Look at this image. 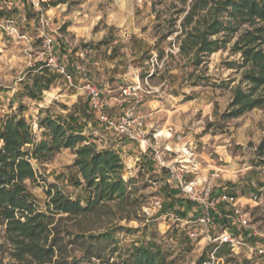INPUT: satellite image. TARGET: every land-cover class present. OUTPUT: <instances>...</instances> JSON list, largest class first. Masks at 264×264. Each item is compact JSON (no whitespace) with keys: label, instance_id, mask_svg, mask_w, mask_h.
I'll use <instances>...</instances> for the list:
<instances>
[{"label":"rangeland","instance_id":"rangeland-1","mask_svg":"<svg viewBox=\"0 0 264 264\" xmlns=\"http://www.w3.org/2000/svg\"><path fill=\"white\" fill-rule=\"evenodd\" d=\"M208 1L194 20L212 17L216 1ZM191 5L192 0H0V121L24 117L38 143L45 138L42 123L47 116L67 119L74 114L85 124L86 136L48 157L28 158L36 180L28 178L26 183L52 229L48 242L40 244L54 240V253L27 256V261L16 257L0 215V264H135L139 246L159 250L166 264H197L203 256L209 258L204 264H264L256 254L242 250L236 255L228 245L210 242L197 220L202 205L177 180L176 194L167 183L168 173L175 171L198 196L219 189L237 195L240 209L264 233V149L259 147L264 103L237 117L225 114L232 108L234 89L250 86L244 78L248 65L243 64L242 51L234 48L248 25L228 34L219 50L196 58L195 49L186 54L179 47ZM49 50L74 73L75 85L58 73L41 98H29L24 85L32 81L36 64H46L44 51ZM86 79L102 89L109 114L119 117L132 109L147 129L146 138L156 133L172 148L163 155L151 146L148 157L142 155L139 141L106 128L90 109L82 87ZM128 86L141 95L139 102L121 95ZM255 95L264 96V87ZM83 144L118 153L124 194L106 195L86 212L57 211L49 204L56 190L84 205L93 198V188L74 165L76 149ZM3 145L0 138V148ZM24 149L32 152L34 145ZM156 196L161 209L155 207ZM216 222L214 233L225 225ZM103 232L112 237H100Z\"/></svg>","mask_w":264,"mask_h":264},{"label":"trees","instance_id":"trees-1","mask_svg":"<svg viewBox=\"0 0 264 264\" xmlns=\"http://www.w3.org/2000/svg\"><path fill=\"white\" fill-rule=\"evenodd\" d=\"M215 1L212 17L194 20L200 5L205 7L209 1L192 0L182 23L184 35L180 36L179 47L180 52L186 54L195 49L198 58L199 54L219 50L226 44L228 34L236 32L242 24L248 25L239 35L234 48L242 51L243 64L248 65L244 78L250 86L247 90L241 87L234 89L232 108L225 113L237 117L264 103V96L255 95L257 90L264 87V0ZM189 25L192 27L189 28ZM36 66V72L31 75L32 81L24 85L25 94L32 99L41 98L43 91L50 89L59 75L46 64ZM42 126L47 129L45 138L35 143L34 134L24 117L14 116L0 121V138L4 140L0 148V215L6 222L8 238L15 246L14 255L26 261L27 256L45 258L54 253L56 246L54 240L47 245L40 244L48 242L52 229L47 221L48 214L37 210L33 193L26 183L28 178L36 180L28 158L31 154L48 157L63 147H73L86 140L83 133L85 124L74 114H70L67 119L47 116ZM26 144L34 145L32 152L24 149ZM259 147L264 149V140ZM76 153L78 156L74 165L78 167L86 185L93 188V198L84 205L81 199H74L56 190L49 202L53 208L60 212H86L106 195L124 194L125 183L118 174L122 163L117 152L110 149L96 150L90 144H83L77 147ZM80 183V179H77L76 184ZM16 211L20 212L19 216ZM99 236L111 238L112 234L103 232ZM135 250L138 251L135 264H166L159 250L149 246H139ZM207 260L209 258L203 256L197 264H204Z\"/></svg>","mask_w":264,"mask_h":264},{"label":"built area","instance_id":"built-area-1","mask_svg":"<svg viewBox=\"0 0 264 264\" xmlns=\"http://www.w3.org/2000/svg\"><path fill=\"white\" fill-rule=\"evenodd\" d=\"M50 42V39L46 41L48 47H50ZM44 53H47L46 65L52 71L62 75L70 85H75L76 76L64 63L60 62L56 54L51 50L44 51ZM76 68L86 74L82 65L76 64ZM82 87L87 91L90 109L106 128L121 137L139 141L141 146H145L147 142L145 126L139 119L140 117L134 115L132 109L115 117L107 111L103 92L98 84L86 79ZM121 95L136 102L141 100V95L136 91V88L131 86L122 88ZM155 150L157 149L155 148ZM160 162L163 166H168L161 158ZM172 175L183 191L192 200L202 205L204 211L197 220L202 225V233L208 237L210 242L216 243V247L228 245L236 255L240 254L242 250H246L250 254H256L264 263V233L250 222L247 213L240 209L236 197L227 192L210 195L209 191L203 197L198 196L193 186L183 182L181 173L172 171ZM162 206V201L156 196L155 207L161 209ZM217 219L225 221V225L221 226V230L219 229L217 233H214L213 228H218ZM215 254V252L212 253L213 259L216 257Z\"/></svg>","mask_w":264,"mask_h":264},{"label":"crops","instance_id":"crops-1","mask_svg":"<svg viewBox=\"0 0 264 264\" xmlns=\"http://www.w3.org/2000/svg\"><path fill=\"white\" fill-rule=\"evenodd\" d=\"M149 131V130H148ZM146 133H147V129H146ZM153 137H148V138H146L147 140H149L148 142H150V146L149 147H143V148H141V153H142V155H145V156H148V157H150V153L152 152L151 150H149V148L151 147V146H153V148L154 147H156V149L158 150V154H160L161 152L163 153V155H165L164 154V152H166V148H172V146L171 145H169L168 144V140H165V141H163V142H160V140L158 139V136L159 135H157L156 133L155 134H153L152 135ZM152 141V142H151ZM160 145V146H159ZM163 145H166L167 147H165L164 149L165 150H160V147L161 146H163ZM162 149V148H161ZM161 151V152H160ZM161 153V154H162ZM141 155V156H142ZM170 155V154H169ZM160 156V155H159ZM144 157V156H143ZM147 158V157H146ZM139 159V158H138ZM141 159V158H140ZM154 160V158L153 157H151L150 158V162H152ZM148 167H150V166H148ZM167 183L172 187V188H174V194H176V193H178V190L175 188V187H177L178 188V183H177V181H176V179L173 177V175H171L170 173H168V177H167ZM220 192H227V193H229L228 191H226L225 189H219V191H217V192H214V194H218V193H220ZM230 195H232V196H234V197H236L237 198V200H238V196L237 195H235V194H233V193H229Z\"/></svg>","mask_w":264,"mask_h":264}]
</instances>
